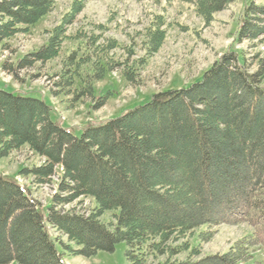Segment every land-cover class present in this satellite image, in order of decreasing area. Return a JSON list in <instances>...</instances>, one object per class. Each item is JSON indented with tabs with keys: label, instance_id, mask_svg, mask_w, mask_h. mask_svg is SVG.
<instances>
[{
	"label": "trees",
	"instance_id": "trees-1",
	"mask_svg": "<svg viewBox=\"0 0 264 264\" xmlns=\"http://www.w3.org/2000/svg\"><path fill=\"white\" fill-rule=\"evenodd\" d=\"M183 1L208 22L235 0ZM258 1L243 9L239 43L264 37V4ZM53 7V0H0V46ZM62 37L60 26L46 46L7 71L16 77L29 62L53 58ZM102 72L95 64L76 97L95 99L92 85ZM263 78L264 59L250 73L229 52L189 88L155 95L119 117L82 129L80 137L54 123L44 101L0 91V157L23 147L41 157V165L21 172L37 185L48 184L55 169H62L58 194L46 212L0 174V264H65L66 250L91 257L111 253L121 242L129 264L162 256L164 261L151 264H263L252 258L254 248L264 249ZM219 181L224 184L212 185ZM79 198L94 202L89 215L60 210ZM106 211L118 212L112 214L113 224L99 220ZM144 211L151 214L145 217ZM221 224H245L251 231L222 255L194 259L198 251L192 250L188 258L173 260L189 250L184 238L196 228ZM47 227L79 248L52 239ZM57 244L66 249L60 252Z\"/></svg>",
	"mask_w": 264,
	"mask_h": 264
},
{
	"label": "rangeland",
	"instance_id": "rangeland-1",
	"mask_svg": "<svg viewBox=\"0 0 264 264\" xmlns=\"http://www.w3.org/2000/svg\"><path fill=\"white\" fill-rule=\"evenodd\" d=\"M53 1L49 14L0 46V91L44 101L50 107V119L77 137L86 126L119 117L151 101L155 95L189 88L201 81L226 53H236L250 73H256L264 59V37L237 42L243 9L252 0H235L214 13L208 22L196 13L193 4L183 0ZM258 3L264 4V0ZM60 26L63 37L56 56L44 62H29V66L17 70L16 77L7 71L46 46ZM95 64L103 68L101 77L92 85L95 99L77 98L76 90L83 85L86 75L93 72ZM103 96L106 99L97 102ZM42 162L41 157L23 147L0 157V174L18 183L40 204L41 211L46 212L58 194L62 169L57 167L51 181L40 185L33 184L31 176L21 173ZM225 167L223 164L222 168ZM229 172L237 174L235 170ZM217 183L224 184L219 181L212 185ZM93 207L90 198H79L60 210L87 216ZM150 212L144 211L145 217ZM114 213L118 212L106 211L99 220L113 224ZM47 229L52 239L73 250L79 248L65 235ZM250 230L245 224L198 227L184 238L189 250L174 256L173 260L188 258L192 250L198 251L194 259L222 255ZM201 232L209 233V237H202ZM57 249L62 252L66 248L57 244ZM126 250L123 242L111 253L98 251L91 257L72 255L66 250L63 261L65 264H129ZM165 258L151 259L148 264ZM252 258L264 264V249L254 248Z\"/></svg>",
	"mask_w": 264,
	"mask_h": 264
}]
</instances>
